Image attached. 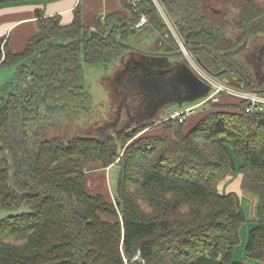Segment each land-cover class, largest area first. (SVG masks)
<instances>
[{
  "label": "trees",
  "instance_id": "obj_1",
  "mask_svg": "<svg viewBox=\"0 0 264 264\" xmlns=\"http://www.w3.org/2000/svg\"><path fill=\"white\" fill-rule=\"evenodd\" d=\"M35 1L56 0H0V7ZM122 2L128 15L115 13L104 23L97 21L92 38L79 6L69 26L61 25L60 16L47 17L37 10L38 33L19 54L5 38L0 39V69L17 75V85L4 89L8 98L0 103V209L26 210L0 221V264H245L233 259L240 229L248 221L242 199L237 192L220 188L237 173L241 189L259 199L246 254L264 264V111L247 112V101L222 94L217 103H206L212 110L190 125L188 119L183 123L171 119L175 113L157 118L158 127L177 125L172 140L162 136L138 141L136 137L150 128V120L67 141L45 138L48 127L36 130L45 110L48 114L71 112L74 107L81 113L89 111L83 62L108 71L118 55L132 51L128 40L140 31L135 27L140 16ZM142 11L149 24L166 30L148 0ZM263 14L264 10L245 7L236 24L240 33L235 42L216 38L205 21L190 24L188 16L180 30L191 46L229 51ZM114 24L119 27L109 35ZM168 33L169 43H174ZM251 33L264 34V20L255 23ZM176 49L171 45L157 51ZM38 52L42 53L33 61ZM203 53L214 57L216 67L234 73L231 59L237 54L194 52L202 60ZM247 78L241 80L243 87L252 89ZM187 108L191 107L183 110ZM12 117L14 128H10ZM30 125L36 126L32 138ZM125 146L123 159L118 160ZM90 161L104 169L119 165L116 205L102 194L88 192ZM142 201L151 212L144 210Z\"/></svg>",
  "mask_w": 264,
  "mask_h": 264
},
{
  "label": "rangeland",
  "instance_id": "obj_2",
  "mask_svg": "<svg viewBox=\"0 0 264 264\" xmlns=\"http://www.w3.org/2000/svg\"><path fill=\"white\" fill-rule=\"evenodd\" d=\"M152 6L155 8L158 16L162 20V23L166 26V30L163 28L161 30L156 29L155 26H152L149 24V20L147 15L143 12L144 15H146L147 18V24L143 28H138L140 31L137 33L136 36H131L128 40V44L136 47L142 52L146 53H156L158 52V42H163L164 45L169 43V29L167 25L165 24L167 21H165V17H167L168 22H172V24H175L176 26L179 25V18L183 15L181 12L184 10V12H192L194 9L191 10V7L194 6L195 3L191 4V0H148ZM39 2V1H35ZM42 5H46L45 3L39 2ZM26 4V3H24ZM11 6V5H5L0 8ZM164 13V15H162ZM167 14V15H166ZM163 16V17H162ZM185 16V15H183ZM141 17V16H140ZM170 17V18H169ZM170 19V20H169ZM140 22H137V24ZM177 23V24H176ZM221 25L226 27V31L229 33L231 32L229 27L232 25L231 22L224 23L223 21L219 22ZM155 27V28H154ZM161 27H163L161 25ZM180 27V26H179ZM239 34V32H238ZM237 34V35H238ZM179 35V34H178ZM236 35V36H237ZM264 40L263 38H260ZM264 42V41H263ZM257 41H253V44H256ZM197 46H204V45H197ZM196 47V46H195ZM252 45H249L242 53L237 54L236 59L238 62H240V66H242V63L244 59H246L247 56L251 57V49ZM49 50V49H48ZM204 51V50H201ZM190 54L192 52L188 51ZM195 52V51H193ZM207 52V51H206ZM210 53V52H209ZM124 54V53H123ZM139 54H144L141 52L136 51H127L124 55H118L115 59V61L111 64L110 69L107 71L103 66H92L87 65L85 62L82 63L83 69H84V76H85V85L90 93L91 96V105L89 111L86 112H79L77 108H72L71 112H55L48 114L47 111L44 112V120L41 125H38L37 127L34 125H30L29 133H31L33 128L38 131L41 128L48 127L49 129L46 131L45 138L47 139H53V138H59L63 141L67 140H74L80 137L85 136H93L97 135L99 132H113V131H120L123 128H129L133 127L136 124V120H133L130 122L127 118V107L128 104H130V98L127 102L124 101V92L125 90L122 89V87H116L115 83L119 75L125 70L128 63L132 60H140ZM146 55V54H144ZM192 55V54H191ZM202 56L204 57L205 62H209L211 65L209 66L210 69L221 79H225L228 75H224L222 72V69L224 67H216V63L213 56L208 55L207 53H203ZM185 56L182 57H176L177 60H185ZM175 59V58H174ZM195 59V57H194ZM196 61V59H195ZM251 60L250 62H252ZM197 66L205 71L204 68L196 62ZM214 67H213V65ZM134 68L135 69H141L146 71L147 74H158L162 75L163 73L156 71V70H147L145 68V64L142 62H134ZM131 67H128V70H130ZM195 74V71H193ZM260 80L262 79V75L259 76ZM17 75L14 70H3L0 69V103L5 100L7 97L6 90L4 89H12L17 85ZM226 80V79H225ZM233 81V80H231ZM262 87H264L262 85ZM119 89V90H118ZM251 91H257L254 87H252ZM3 98V100H1ZM8 98V97H7ZM193 98V97H192ZM202 102L201 98H198L196 101H193L191 103H186L184 105H166L163 106L158 110L156 115L151 119L150 121V128L143 131L141 134H139L136 139L138 141L144 140V139H157V137H168L169 139H174L175 133L177 131V125H172L173 128L165 129L164 127H158L157 120L163 119L165 115H170L173 113H177L180 111H183L186 107H192L197 106L199 103ZM204 102V101H203ZM2 105V103H1ZM58 110V109H57ZM211 111L212 109L208 105H203L200 107L195 108V114L193 116L188 117L186 125L192 124L195 119L201 115V113ZM158 118V119H157ZM118 119V123H117ZM147 119H142L141 121H146ZM167 120V119H165ZM10 123H12L10 128H14L17 123L13 121V117L11 118ZM117 123V125H116ZM188 129L184 126L183 133H187ZM44 138V137H43ZM42 138V139H43ZM35 140V138H34ZM131 145V143L129 144ZM3 143L0 138V148H2ZM30 149L33 151L36 146L34 144V141L32 140L29 144ZM126 150V146L123 148L122 151H119V158L118 160L123 159L124 152ZM1 160V157H0ZM87 170V190L91 195L96 194H102L106 197V199L109 202H112L114 205H116L117 200V182L118 177L120 173V167L119 165H113L107 169H104L102 165L97 161H90L88 165L86 166ZM239 173L233 175L230 177L229 180H227L220 188L221 192H228L233 191L237 192L241 199H242V206L244 208V211L247 215L248 221L242 225L240 229V241L239 244L235 247L233 250V259L237 262H243L247 264H261L257 263L255 261L250 260L247 257L246 254V246L249 239V233L250 230L255 226L256 221L258 220L257 217V206L259 203V199H257V203H255L250 197H256L255 195L245 192L240 187V181L239 179ZM245 194V195H244ZM247 196H250L247 199ZM258 198V197H256ZM142 206L144 210L147 212H151V209L146 204L145 201H142ZM26 210H20L16 212H9V211H2L0 209V221L3 219L11 216L16 215L19 213H22ZM15 245L21 244L22 242H17L14 240H9Z\"/></svg>",
  "mask_w": 264,
  "mask_h": 264
},
{
  "label": "flooded vegetation",
  "instance_id": "obj_3",
  "mask_svg": "<svg viewBox=\"0 0 264 264\" xmlns=\"http://www.w3.org/2000/svg\"><path fill=\"white\" fill-rule=\"evenodd\" d=\"M192 3H195L194 6L191 7V10L196 7L194 11L192 10L191 13L187 11L185 13L184 10L181 11L183 15L188 16L187 22H190V24L193 25L197 21H205L206 28H208V30L213 29L212 31L214 32L212 33L216 36V38L218 35L219 39L221 40L233 39L234 42L235 39L239 36V30L236 24L239 17L243 13V9L248 6H253L254 10H264V0H191V4ZM183 15L179 18V25L183 24L182 20L183 18H185V16ZM220 21H223L224 23L231 22L232 25L229 27L231 32L228 33L225 29L226 27L219 23ZM179 25H175V28L179 36L185 41L187 50L189 47L197 46H191L187 43L181 33V26L179 27ZM172 37L174 39V43H171V45L173 47H177L174 53L182 51L179 48L175 37ZM260 38L264 39V34L252 35L251 33V37L247 45L243 47L247 48L249 45H252V48L250 49L252 51L251 57L247 56L246 59L243 60L244 63H242V66H240V62H238V60L236 59L237 55L233 59H231V62L234 65V73L232 75L229 69H222L224 75L229 74V80H233V78H240V85L243 86L244 83L241 82V80L245 78V75H247V81L252 85L258 83L259 81L263 82L264 40ZM254 40L257 41L256 44H253ZM239 52H237L236 54H239ZM190 54L195 57L196 61L201 60L204 66L209 67L211 65L209 62H205L199 56L195 55L194 52ZM144 56L147 57V55ZM182 56L185 55L183 54L177 57ZM154 57L157 61H152L144 58H140V60L130 61L126 66L125 71L120 74V76L116 80L115 86L117 88L122 87V89L125 90L124 96H126V94L129 95L128 97L130 98V104H128L127 106L126 114L130 122L136 120V123H139V121H141L142 119H147L152 115H156L155 113H157L160 108L166 106L167 104L178 105L179 102L190 100L192 99V97L196 96L197 89L191 85V82L189 81V74L195 76L199 81L200 79L194 74L186 58L184 61H182L180 59L177 60L176 57L164 60L160 59L163 58L160 56ZM251 60L253 61L250 62ZM134 62H142L146 64L148 68H153L152 70L159 71L163 74H147L146 71H143L141 69L137 70L134 68ZM129 66L131 67L130 70H128ZM202 68L204 67L202 66ZM252 68L257 70L255 72H251ZM261 75L263 80H260L259 78V76ZM226 82L230 83L229 81ZM247 90L251 91V89ZM255 93L264 95V90L257 89Z\"/></svg>",
  "mask_w": 264,
  "mask_h": 264
},
{
  "label": "crops",
  "instance_id": "obj_4",
  "mask_svg": "<svg viewBox=\"0 0 264 264\" xmlns=\"http://www.w3.org/2000/svg\"><path fill=\"white\" fill-rule=\"evenodd\" d=\"M79 6L82 10L84 26L89 28L91 32L95 31V24L100 21L101 17L108 18V16L115 13L128 15L122 0H56L46 5H42L39 2L14 4L0 8V39L5 38L11 50L15 54H19L25 49L30 38L38 33L35 15L37 10H43L47 17L58 15L61 17V25L69 26L73 23L74 11ZM157 45L159 46L158 49H161L165 46H171V43L164 45L163 42H158ZM256 70L252 68L251 72ZM225 79L230 82L229 76ZM233 82L239 85L240 78H233ZM262 85L264 86V80L252 86L255 89L264 90ZM200 106L203 105L195 106V108ZM249 197L247 196V199ZM250 198L257 203L258 198L252 196Z\"/></svg>",
  "mask_w": 264,
  "mask_h": 264
},
{
  "label": "built area",
  "instance_id": "obj_5",
  "mask_svg": "<svg viewBox=\"0 0 264 264\" xmlns=\"http://www.w3.org/2000/svg\"><path fill=\"white\" fill-rule=\"evenodd\" d=\"M125 1L129 4L133 14L137 16H141L140 22L136 24L135 27L143 28L147 24L146 15H144L142 11V6L146 0H125ZM162 15H164V13H162ZM164 17H165V21H167L165 24L167 25L170 34L175 37L179 48L184 52L186 60L191 66L190 68L193 71H195V75L200 79V81L210 88L209 96L204 102L200 103L199 105H205L209 101H213L217 103L220 99V96L222 94H225L239 100L247 101L249 103V107L246 110L247 112L264 111V95L247 90L240 84L233 85L231 83L226 82L224 79L219 78L217 75L213 73H209L206 70L205 71L201 70L197 66L196 63L197 61H195L194 57L187 52L186 43L183 40V38H181L178 35L175 25L172 24L171 21L168 22L166 16ZM105 20H106L105 17L100 18V21L102 23H104ZM194 109L195 106L191 108H187L183 111L175 113L170 118L174 120H178L180 123H183L188 119V117L194 115Z\"/></svg>",
  "mask_w": 264,
  "mask_h": 264
},
{
  "label": "water",
  "instance_id": "obj_6",
  "mask_svg": "<svg viewBox=\"0 0 264 264\" xmlns=\"http://www.w3.org/2000/svg\"><path fill=\"white\" fill-rule=\"evenodd\" d=\"M264 19V15L262 17H260L259 19L253 21L250 25H249V28H248V34L246 36V38L244 39V41L236 48L232 49V50H229V51H220V50H217L213 47H210V46H196V47H189L188 48V51L190 52H193V51H198V50H204V51H207V52H210L212 54H215L217 56H229V55H233V54H236L237 52H239L245 45H247L250 37H251V27L259 22L260 20ZM115 27H119L118 25H114L110 28V32H109V35H111V33L114 31V28ZM94 31L91 32V38L93 37L94 35ZM122 37V35H121ZM131 50L133 51H136V52H141V53H144V54H147L149 56H160V57H167V58H173V57H177V56H181L184 54L183 51H179L177 53H166V52H156V53H146V52H142L140 51L139 49H137L136 47L132 46V45H127ZM49 48H47L45 51H47ZM44 52V51H43ZM42 53V52H38L35 54L34 58H33V61L38 57V55ZM153 60V59H152ZM199 63L204 67V69L209 72V73H212L206 66H204L201 62V60H198ZM145 68L147 70H152L153 68H148L147 65L145 64ZM138 70V69H137ZM144 71V70H143ZM189 81L191 82V85L196 88V96H194L192 99L190 100H185V101H181L179 102V105H184L186 103H190V102H193V101H196L198 98H204V97H208L209 96V93H210V88L208 86H206L205 84H203L201 81H199L197 78H195V76H192L191 74H189ZM129 95L126 94V96L124 97V101L127 102L129 97ZM127 107V105H126ZM156 114V113H155ZM155 115H152L150 116L148 119L151 120V119H154ZM154 117V118H152ZM140 122H143V121H139ZM117 123H118V119H117ZM116 123V125H117Z\"/></svg>",
  "mask_w": 264,
  "mask_h": 264
}]
</instances>
